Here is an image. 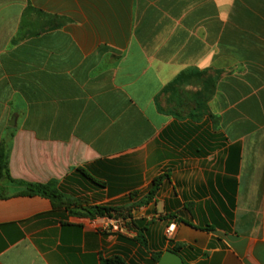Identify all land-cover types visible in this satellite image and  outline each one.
<instances>
[{
  "label": "crops",
  "instance_id": "crops-1",
  "mask_svg": "<svg viewBox=\"0 0 264 264\" xmlns=\"http://www.w3.org/2000/svg\"><path fill=\"white\" fill-rule=\"evenodd\" d=\"M3 144L0 264H264V0H0Z\"/></svg>",
  "mask_w": 264,
  "mask_h": 264
},
{
  "label": "trees",
  "instance_id": "trees-1",
  "mask_svg": "<svg viewBox=\"0 0 264 264\" xmlns=\"http://www.w3.org/2000/svg\"><path fill=\"white\" fill-rule=\"evenodd\" d=\"M10 148H11L10 144L8 145L3 144L0 148V198H5L6 195L11 194V192L3 189L4 184L7 182L19 189V191L14 192L11 195L42 196L51 199L55 208L65 207L67 203L65 202L63 195L60 192L51 189L49 186L41 185V184H28L13 180L9 172ZM76 171L82 173L91 182L101 186L104 185V183L98 182L85 170L77 169ZM162 181H163V177H159L155 179L154 186L151 192L152 196L157 194L162 184ZM114 213L120 214V209L110 205H105V206H94L87 208L84 210V212L80 213L79 215L90 219H96V218H105V217L113 218ZM135 241L140 242L141 244L144 245V243L146 242V236L144 232L140 231L138 233V237L135 238ZM161 256L162 255L159 254L154 258L153 260L154 264H158V262L161 259ZM103 264H124V262L122 260L115 259V260H105Z\"/></svg>",
  "mask_w": 264,
  "mask_h": 264
},
{
  "label": "water",
  "instance_id": "water-1",
  "mask_svg": "<svg viewBox=\"0 0 264 264\" xmlns=\"http://www.w3.org/2000/svg\"><path fill=\"white\" fill-rule=\"evenodd\" d=\"M158 264H184L181 256L173 251H166Z\"/></svg>",
  "mask_w": 264,
  "mask_h": 264
}]
</instances>
